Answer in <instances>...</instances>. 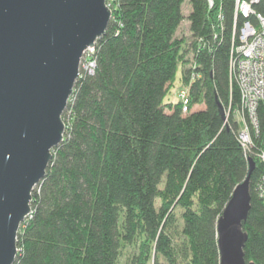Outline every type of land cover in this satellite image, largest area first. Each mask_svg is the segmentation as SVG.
<instances>
[{
    "label": "trees",
    "instance_id": "trees-1",
    "mask_svg": "<svg viewBox=\"0 0 264 264\" xmlns=\"http://www.w3.org/2000/svg\"><path fill=\"white\" fill-rule=\"evenodd\" d=\"M112 16L81 68L62 114L64 139L32 191L14 264H220L217 219L235 186L250 177L243 228L247 260L264 264L260 135L239 139L241 91L231 73L235 0H189L192 37H176L185 0H107ZM264 13V0L255 4ZM193 38V39H192ZM192 39V41H191ZM238 41V38H236ZM190 106L169 100L182 64Z\"/></svg>",
    "mask_w": 264,
    "mask_h": 264
},
{
    "label": "water",
    "instance_id": "water-1",
    "mask_svg": "<svg viewBox=\"0 0 264 264\" xmlns=\"http://www.w3.org/2000/svg\"><path fill=\"white\" fill-rule=\"evenodd\" d=\"M107 0H0V264H14L32 191L64 139L62 114L84 51L107 28ZM217 219L220 264L247 260L243 228L255 160Z\"/></svg>",
    "mask_w": 264,
    "mask_h": 264
},
{
    "label": "built area",
    "instance_id": "built-area-1",
    "mask_svg": "<svg viewBox=\"0 0 264 264\" xmlns=\"http://www.w3.org/2000/svg\"><path fill=\"white\" fill-rule=\"evenodd\" d=\"M262 0H235V15L241 13L245 19L237 32L234 26L231 46V73L236 77L241 91V108L235 109L234 113L241 122L239 139L244 149L254 147L253 133L260 135V122L258 120L257 108L259 102L264 99V13L255 9V4L261 3ZM210 5L214 0H209ZM187 35L192 37L190 28ZM238 38V41H236ZM193 39V38H192ZM191 39V41H192ZM94 46L88 47L82 57L87 54V64L85 69L94 70L95 60L88 59V55L93 52ZM191 62L189 67H193L190 75L183 80L182 64L176 76L180 77L183 85L175 86L177 91L176 100L182 104V110L187 112L191 102L190 87L193 81L199 76L194 72V55L191 52ZM81 70V69H80ZM175 76V78H176ZM257 158L261 164L262 172L256 183L255 189L264 202V138L263 146L257 152Z\"/></svg>",
    "mask_w": 264,
    "mask_h": 264
},
{
    "label": "rangeland",
    "instance_id": "rangeland-1",
    "mask_svg": "<svg viewBox=\"0 0 264 264\" xmlns=\"http://www.w3.org/2000/svg\"><path fill=\"white\" fill-rule=\"evenodd\" d=\"M182 9H183V13H184L185 17L182 20L180 26L178 27V29L176 31V37H179V38L181 36H183V35H187V33L189 32L188 29H189L190 20L188 19V14H189L190 9H191V4H190L189 0H185ZM86 56H87V54L84 55L81 58L80 69L86 67V64H87V61H88L87 58H86ZM189 57H190V60H191V58H192L191 52L189 53ZM181 85H183V81L180 80V77L176 76V78H174V81L170 85L171 89H170V91H169V93L167 95L168 98H169V100L176 99V97H177V91H174V88H175V86H179V88H180ZM203 106H204L203 103H194L191 106L189 105V110L199 109V108H201Z\"/></svg>",
    "mask_w": 264,
    "mask_h": 264
}]
</instances>
